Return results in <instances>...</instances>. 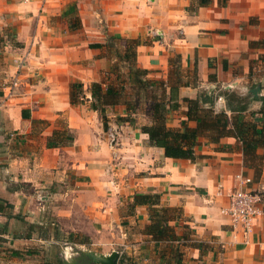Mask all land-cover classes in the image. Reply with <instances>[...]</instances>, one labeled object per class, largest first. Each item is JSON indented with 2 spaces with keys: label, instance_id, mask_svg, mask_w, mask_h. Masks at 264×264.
<instances>
[{
  "label": "crops",
  "instance_id": "obj_1",
  "mask_svg": "<svg viewBox=\"0 0 264 264\" xmlns=\"http://www.w3.org/2000/svg\"><path fill=\"white\" fill-rule=\"evenodd\" d=\"M130 39L139 40L135 66L162 80L166 95L178 88L170 127L185 119L183 97L206 103L205 95L223 90L250 96L245 119L264 120V0H0V264H41L60 232L63 244L70 232L108 235L129 264H173L169 247L182 253L178 264H264V217L245 242L219 213L227 199L216 194L219 184L234 187L237 173L264 190V148L256 149L259 172L231 135L200 138L194 161L166 157L141 131L150 123L142 110L124 119L126 88L106 107L116 133L110 145L88 85L128 79L120 55ZM74 82L84 84L77 103ZM215 104L231 116L224 99ZM153 193L158 207L178 208L169 225L185 236L179 241L144 233L147 206L129 204Z\"/></svg>",
  "mask_w": 264,
  "mask_h": 264
},
{
  "label": "trees",
  "instance_id": "obj_2",
  "mask_svg": "<svg viewBox=\"0 0 264 264\" xmlns=\"http://www.w3.org/2000/svg\"><path fill=\"white\" fill-rule=\"evenodd\" d=\"M227 0H220L225 4ZM191 4L197 2V6L208 5L211 0H190ZM192 9V5L189 7ZM126 45L124 54L120 55L121 59L127 62L128 75L127 80H121L114 85L103 87V82H91L88 90L91 95V107L96 110L100 116L104 130L108 129V118L106 107L118 103L120 97L123 96L126 85L144 88L156 85L157 81L147 77V71L135 66V48L139 44L138 39H130ZM101 46V44H93ZM164 87V82L159 81ZM70 100L77 103L84 97V84L74 82L70 85ZM218 96L223 97L225 108L231 112L229 117L225 110H215V98L212 95H205L206 103L200 101L199 97L194 99L183 97L182 100L187 103L185 119L181 121L179 128H173L167 125V116L170 110L177 109L179 105L178 88L170 87L169 94L154 95L150 104V123L141 125V131L148 135L149 143L163 148L164 155L171 158H181L194 161L198 156L196 147L201 144L200 138L206 137L210 142H218L221 137L234 136L241 145V151L244 162L253 167L256 172L260 171V163L263 157L256 153L258 147L264 148V120L257 124L255 121L245 119L244 112L248 110V106L252 98L250 96H241L233 90H223L218 92ZM134 101L129 104L131 106L130 113L124 117L125 120L131 122V113L136 110ZM122 119L123 117H119ZM189 121H195L194 126L188 124ZM54 131L53 134H56ZM67 138H72L71 134H66ZM48 145H57L48 140ZM131 207L135 205H146L149 211V223L144 228V233L150 235L154 240L179 241L185 237L178 236L174 232V228L169 225V221L177 215L178 208L158 207L159 196L153 194H135ZM79 235V234H75ZM73 233L68 234V241L73 240ZM86 240L87 236H83ZM168 237V238H167ZM85 239L80 243H86ZM75 242V241H74ZM173 247V246H172ZM173 264L179 263L180 253L177 249L172 250ZM172 250V251H171ZM116 264H129V258L124 254L118 256Z\"/></svg>",
  "mask_w": 264,
  "mask_h": 264
},
{
  "label": "built area",
  "instance_id": "obj_3",
  "mask_svg": "<svg viewBox=\"0 0 264 264\" xmlns=\"http://www.w3.org/2000/svg\"><path fill=\"white\" fill-rule=\"evenodd\" d=\"M220 102H223V98L217 96L216 103ZM107 131L109 143L112 145L115 142L116 133L111 127ZM234 178L236 181L234 187L224 188L220 184L217 186L216 194L224 195L227 199V203L220 207L219 213L227 218L232 230L240 234L246 242L249 234L253 231L255 222L264 217L262 207L264 190L249 188L248 184L252 182V178L249 176L237 173ZM262 225H264L263 221Z\"/></svg>",
  "mask_w": 264,
  "mask_h": 264
},
{
  "label": "rangeland",
  "instance_id": "obj_4",
  "mask_svg": "<svg viewBox=\"0 0 264 264\" xmlns=\"http://www.w3.org/2000/svg\"><path fill=\"white\" fill-rule=\"evenodd\" d=\"M155 80V79H154ZM157 83L156 85L153 86H148V87H144V88H139V87H131L126 85V90H127V94H126V98H129V100H131V102H135L133 104H136V106L138 107V109L142 110L145 115L144 118L147 120H150L151 114L148 116V110L150 112V104H151V98L152 96L156 95H162L164 92V87L162 86V84H160L159 81L161 80H156ZM136 107V109H137ZM136 112V110L134 111ZM147 117V118H146ZM182 231V233H186V237L188 236L189 240L191 239V237L189 236V232L190 230L186 229V228H182L180 229ZM73 233V240L75 241H69L71 243L69 244H63V238L64 236L62 234H64L63 232H60V234L58 235V241L59 243L53 245L50 249V245L46 246V249L44 250L43 253V257H42V261L41 264H64L63 262V258H68L69 259V255L71 257L70 260H72V258H78L79 257V250H91L94 251L96 253H101V254H108L111 251H109L111 248H114L112 250H116L118 252V250L120 248H122V245L117 243V244H110L109 243V239L107 238L108 235L99 237V236H93L94 240L91 238L89 239V237H87L88 239L86 240L81 233H77V232H71ZM79 234V235H75V234ZM68 237V236H67ZM111 238V236H110ZM85 239L86 243H80ZM93 243V244H92ZM185 244H197V242L195 241H185ZM92 244V245H91ZM179 244V243H178ZM177 243H174L173 245H178ZM172 244H170V246H173ZM91 248H95L97 250H92ZM118 249V250H117ZM75 251V253H74ZM180 253V252H179ZM182 253H180L181 255ZM182 258V256L180 257ZM27 264H32V263H27Z\"/></svg>",
  "mask_w": 264,
  "mask_h": 264
},
{
  "label": "water",
  "instance_id": "obj_5",
  "mask_svg": "<svg viewBox=\"0 0 264 264\" xmlns=\"http://www.w3.org/2000/svg\"><path fill=\"white\" fill-rule=\"evenodd\" d=\"M75 253V251H74ZM79 257L77 258H63L64 264H116L118 252L112 250L108 254L96 253L91 250H79Z\"/></svg>",
  "mask_w": 264,
  "mask_h": 264
},
{
  "label": "bare ground",
  "instance_id": "obj_6",
  "mask_svg": "<svg viewBox=\"0 0 264 264\" xmlns=\"http://www.w3.org/2000/svg\"><path fill=\"white\" fill-rule=\"evenodd\" d=\"M68 257L70 258V255Z\"/></svg>",
  "mask_w": 264,
  "mask_h": 264
}]
</instances>
